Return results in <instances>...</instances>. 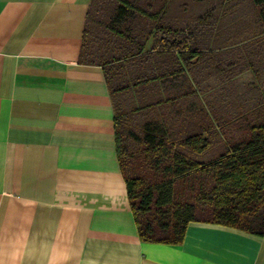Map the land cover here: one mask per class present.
I'll list each match as a JSON object with an SVG mask.
<instances>
[{"label": "crops", "instance_id": "0c3cea01", "mask_svg": "<svg viewBox=\"0 0 264 264\" xmlns=\"http://www.w3.org/2000/svg\"><path fill=\"white\" fill-rule=\"evenodd\" d=\"M92 1L0 0V264H264V236L216 224L142 241L114 131L128 102L169 142L201 140L203 164L245 142L264 122L258 11L153 0L113 27L99 9L85 63Z\"/></svg>", "mask_w": 264, "mask_h": 264}, {"label": "trees", "instance_id": "16d2710c", "mask_svg": "<svg viewBox=\"0 0 264 264\" xmlns=\"http://www.w3.org/2000/svg\"><path fill=\"white\" fill-rule=\"evenodd\" d=\"M152 2L93 0L87 12L81 61L97 60L94 31L99 9H115L110 16L115 27L125 21L130 9L153 6ZM251 2L264 24V0ZM120 106L114 101L116 151L142 241L179 245L190 222L264 236V122L253 125L247 140L232 146L221 159L203 164L190 156L191 150L205 148L203 143L198 146L201 140L197 137L171 143L158 120L145 118L142 106L128 102Z\"/></svg>", "mask_w": 264, "mask_h": 264}, {"label": "rangeland", "instance_id": "374dc122", "mask_svg": "<svg viewBox=\"0 0 264 264\" xmlns=\"http://www.w3.org/2000/svg\"><path fill=\"white\" fill-rule=\"evenodd\" d=\"M195 1V2H194ZM192 6L199 8L210 7H233V6H249L253 7L251 0H234L232 2L223 3V0H194Z\"/></svg>", "mask_w": 264, "mask_h": 264}]
</instances>
